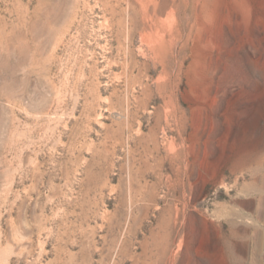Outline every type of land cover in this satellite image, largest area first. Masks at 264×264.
Listing matches in <instances>:
<instances>
[{
    "label": "rangeland",
    "instance_id": "obj_1",
    "mask_svg": "<svg viewBox=\"0 0 264 264\" xmlns=\"http://www.w3.org/2000/svg\"><path fill=\"white\" fill-rule=\"evenodd\" d=\"M0 264H264V0H0Z\"/></svg>",
    "mask_w": 264,
    "mask_h": 264
}]
</instances>
